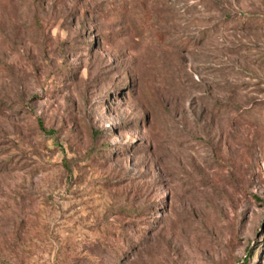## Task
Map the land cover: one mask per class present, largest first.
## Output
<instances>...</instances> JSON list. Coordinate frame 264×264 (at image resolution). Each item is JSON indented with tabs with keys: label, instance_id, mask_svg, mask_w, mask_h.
Segmentation results:
<instances>
[{
	"label": "rangeland",
	"instance_id": "1",
	"mask_svg": "<svg viewBox=\"0 0 264 264\" xmlns=\"http://www.w3.org/2000/svg\"><path fill=\"white\" fill-rule=\"evenodd\" d=\"M0 264H264V0H0Z\"/></svg>",
	"mask_w": 264,
	"mask_h": 264
}]
</instances>
